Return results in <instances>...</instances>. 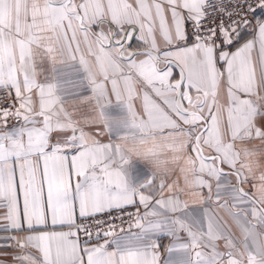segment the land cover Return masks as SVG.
<instances>
[{
  "label": "snow or ice",
  "instance_id": "1",
  "mask_svg": "<svg viewBox=\"0 0 264 264\" xmlns=\"http://www.w3.org/2000/svg\"><path fill=\"white\" fill-rule=\"evenodd\" d=\"M0 264H264V0H0Z\"/></svg>",
  "mask_w": 264,
  "mask_h": 264
},
{
  "label": "crops",
  "instance_id": "2",
  "mask_svg": "<svg viewBox=\"0 0 264 264\" xmlns=\"http://www.w3.org/2000/svg\"><path fill=\"white\" fill-rule=\"evenodd\" d=\"M142 165V162L137 163V167H140Z\"/></svg>",
  "mask_w": 264,
  "mask_h": 264
}]
</instances>
